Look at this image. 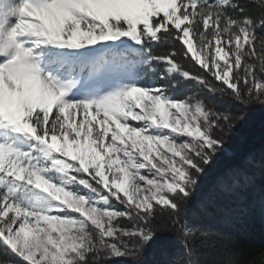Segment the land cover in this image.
I'll use <instances>...</instances> for the list:
<instances>
[{
    "label": "snow or ice",
    "instance_id": "snow-or-ice-1",
    "mask_svg": "<svg viewBox=\"0 0 264 264\" xmlns=\"http://www.w3.org/2000/svg\"><path fill=\"white\" fill-rule=\"evenodd\" d=\"M255 106L264 0H0V264H237L191 211Z\"/></svg>",
    "mask_w": 264,
    "mask_h": 264
},
{
    "label": "trees",
    "instance_id": "trees-1",
    "mask_svg": "<svg viewBox=\"0 0 264 264\" xmlns=\"http://www.w3.org/2000/svg\"><path fill=\"white\" fill-rule=\"evenodd\" d=\"M255 163L248 166L250 182L231 195L212 199L203 210L197 207L208 197L219 177L233 168H243L247 158ZM264 107L255 106L248 112L229 140L225 150L204 178L197 200L193 202L191 218L196 224L218 229L234 243L228 251L234 252L237 264H262L264 261ZM176 237L162 234L147 259L149 264H168L176 253ZM107 264H127L123 259H113Z\"/></svg>",
    "mask_w": 264,
    "mask_h": 264
}]
</instances>
